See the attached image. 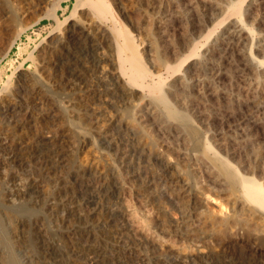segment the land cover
<instances>
[{
	"label": "rangeland",
	"instance_id": "rangeland-1",
	"mask_svg": "<svg viewBox=\"0 0 264 264\" xmlns=\"http://www.w3.org/2000/svg\"><path fill=\"white\" fill-rule=\"evenodd\" d=\"M79 1L0 0V264H264V0Z\"/></svg>",
	"mask_w": 264,
	"mask_h": 264
},
{
	"label": "bare ground",
	"instance_id": "bare-ground-1",
	"mask_svg": "<svg viewBox=\"0 0 264 264\" xmlns=\"http://www.w3.org/2000/svg\"><path fill=\"white\" fill-rule=\"evenodd\" d=\"M81 1H84V0H81ZM244 1L245 0H240V1L236 2V4H234L230 8L228 14L232 15V16H235V17H238L240 15L242 4H243ZM77 2H80V1L77 0ZM84 3L90 7V9L92 11V14L96 18H98L99 20L104 19V18L107 17V14L109 12V8L102 0H94V1L86 0ZM14 17H15V13H14ZM98 28H100V27L98 26ZM214 30H215V28L213 29V31ZM113 35H114L113 36L114 37V44H115V47H116L115 50H116V53L118 54L117 62H118V68L120 70V74L126 79V81L129 84L136 85V86H139V87H144L145 83H146V80L148 78H150V74L144 68V66L142 65L140 59L135 54L136 50H134V52H133V49L135 47L133 48L131 39L130 40H126L124 38L122 40L121 38H123L124 33L119 28L118 29L117 28L114 29V34ZM185 61H187V60L182 61V64ZM179 67H180V65H179ZM179 67H175V68L174 67L173 68L170 67L171 68L170 70L174 71L175 69H177ZM146 85L148 86L146 88H150L151 92L152 91L153 92L159 91L160 87H161V83H160L159 80L157 82H151L150 84L148 83ZM168 111H169V113L171 115L178 116L177 112L175 110H173L172 108L169 107ZM179 117H180L182 122L186 123L187 119L185 117L178 116V118ZM24 153L22 151V155ZM25 154H26V156H28L27 152ZM217 165L222 168L221 170L223 171V173L225 174L227 179L231 182V184L234 185L233 187L234 188H239V190L241 191L240 195L243 198L242 199L243 200V208H242L243 212L244 211L245 212L246 211H250V212H252L253 214H256V215H263L264 214V190L258 184H256L255 182L244 180L237 173V171L231 165L227 164V162H225L224 160L218 159L217 160ZM33 185H34V182H31L30 184H27V186L30 187V188H33ZM34 186H36V185H34ZM242 209L240 208V210H242ZM28 210H29L28 208L27 209H24V208H21V207L19 208V212L22 213L23 216H24L23 212L27 211L26 213H28ZM26 213H25V215H26ZM29 214H30V212H29ZM2 241H3L4 247L6 248V250L8 252L9 251L8 243L6 242V239H5L4 235H2ZM7 261H9V264H17L15 257L13 255H11L9 252H8V260Z\"/></svg>",
	"mask_w": 264,
	"mask_h": 264
}]
</instances>
